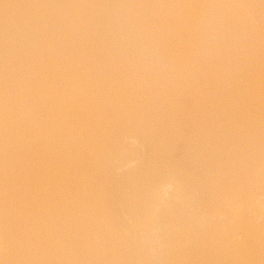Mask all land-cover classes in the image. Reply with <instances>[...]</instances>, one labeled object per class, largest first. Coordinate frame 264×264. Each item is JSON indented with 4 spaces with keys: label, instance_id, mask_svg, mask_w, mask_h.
Returning a JSON list of instances; mask_svg holds the SVG:
<instances>
[{
    "label": "snow or ice",
    "instance_id": "1",
    "mask_svg": "<svg viewBox=\"0 0 264 264\" xmlns=\"http://www.w3.org/2000/svg\"><path fill=\"white\" fill-rule=\"evenodd\" d=\"M0 264H264V0H0Z\"/></svg>",
    "mask_w": 264,
    "mask_h": 264
}]
</instances>
